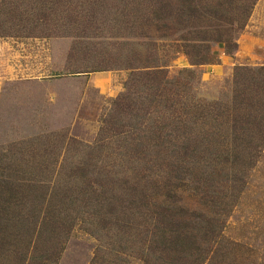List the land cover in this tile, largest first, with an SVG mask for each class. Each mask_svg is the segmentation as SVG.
Returning a JSON list of instances; mask_svg holds the SVG:
<instances>
[{
  "label": "rangeland",
  "instance_id": "1",
  "mask_svg": "<svg viewBox=\"0 0 264 264\" xmlns=\"http://www.w3.org/2000/svg\"><path fill=\"white\" fill-rule=\"evenodd\" d=\"M262 130L264 0H0V264H264Z\"/></svg>",
  "mask_w": 264,
  "mask_h": 264
},
{
  "label": "trees",
  "instance_id": "2",
  "mask_svg": "<svg viewBox=\"0 0 264 264\" xmlns=\"http://www.w3.org/2000/svg\"><path fill=\"white\" fill-rule=\"evenodd\" d=\"M188 2L190 3L191 0H188ZM245 13V11H244ZM189 15L190 17H194V18H197V19H200V18H204V15L203 14H200L199 12H197L196 10L194 9H189ZM210 16H212L213 18H216V13H210L209 14ZM222 18V16H218L217 19H220ZM226 18L223 19V21L225 20ZM225 23L227 25H231L230 21H225ZM231 30V28L229 29ZM229 30L226 29V30H222L221 32L218 31V36L223 38V42H225L226 44V48L227 50H231L232 49V42H231V38L229 36ZM6 33H9L7 31H4ZM206 36H205V32L202 34V36H198V39L199 41H204L206 40ZM187 54L189 55V58H190V62L193 63V64H200V63H203L205 62V58L204 56H201L199 54H193L192 56V52H187ZM203 116V115H202ZM264 132V130H262V133ZM245 138H247L248 140H246V142L243 141V143L239 142L235 145V151L236 152H239V151H247L249 149H251L252 151H255L257 149V145H253L252 143V140L253 139V136H249V133L246 132L245 134ZM241 145V146H240ZM243 146V147H242ZM242 148V149H241ZM168 210L166 209H162L160 211V213L166 215V212ZM173 226L176 228L177 226L176 225H171V224H160V225H155L154 226V229L155 230H161L163 232H172L174 231V228ZM188 226H186L187 228ZM179 237H177L176 241H172L173 239H168L166 238L165 235L161 236L159 239H158V242L160 244V247H157L160 252H166L167 250V246H171V249H174L175 247L176 248H179V247H182L184 246L183 244V241H179L180 238L178 239ZM196 252L192 255H189L188 257L185 256V253L183 254V256H178L176 258H173V257H170V256H167L164 258L163 255H160L159 257L157 258H154V261H165V262H162L164 264H202L203 263V258H202V254L200 253L199 251V248L195 250ZM155 264V263H154ZM159 264V263H157Z\"/></svg>",
  "mask_w": 264,
  "mask_h": 264
}]
</instances>
